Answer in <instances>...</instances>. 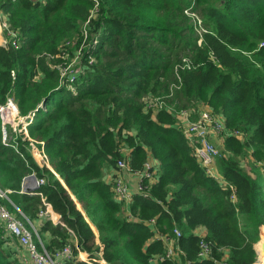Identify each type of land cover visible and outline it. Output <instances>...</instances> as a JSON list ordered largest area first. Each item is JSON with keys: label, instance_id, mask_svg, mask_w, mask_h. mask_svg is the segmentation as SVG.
<instances>
[{"label": "trees", "instance_id": "1", "mask_svg": "<svg viewBox=\"0 0 264 264\" xmlns=\"http://www.w3.org/2000/svg\"><path fill=\"white\" fill-rule=\"evenodd\" d=\"M0 12L15 34L0 45V105L13 97L52 167L37 163L22 133L10 130L16 148L4 144L0 119V189L23 219L37 221L48 204L60 215L64 225L44 219L38 228L51 256L71 246L65 264L257 262L264 0H0ZM201 105L224 119L225 185L205 172L180 125ZM151 159L156 180L142 178L130 203L117 200L107 173L120 160L142 172ZM30 174L45 184L22 191ZM176 227L183 253L154 262ZM6 242L0 230V264H20Z\"/></svg>", "mask_w": 264, "mask_h": 264}, {"label": "built area", "instance_id": "2", "mask_svg": "<svg viewBox=\"0 0 264 264\" xmlns=\"http://www.w3.org/2000/svg\"><path fill=\"white\" fill-rule=\"evenodd\" d=\"M186 12L189 15H192L195 20L198 21L200 26L198 31H201V18L198 15L190 12V10H187ZM4 26L6 28V24H4ZM9 35L11 37L15 36L14 33H9ZM9 108L17 111L19 117L17 105L12 97H9L5 104L0 105L3 143L16 148L14 144H11L12 142L10 137L9 140L7 139L6 130L3 125L2 117ZM182 114H188V112H183ZM19 118L20 119L18 120V123L12 130L16 133H22L24 135V139L28 138L30 140L29 151L32 153L34 159L41 167L47 166L51 169L52 167L49 163L46 151L43 147H39L38 142L34 141L29 135V122H25V119H22L21 117ZM224 128L225 123L223 117L214 115L212 112L208 111L203 112L199 116L198 120L189 121L183 130L190 145L194 148L195 156L197 157L200 165L205 169V172L225 185L226 181L217 168V157L219 155V150L210 139L211 134H218L223 131ZM153 167H155V163L151 159L145 164V169L142 172L135 173V175L138 177V184L136 190L132 191L126 180V173H130L128 162L125 160H120L117 163V169L114 172L115 175L111 178L115 198L127 204L130 203L134 194L141 192L140 182L142 178H147L150 182H154L156 180L155 171L152 170ZM43 184H45L44 179H38L35 174H30L23 181L22 191H33L38 189ZM5 200L13 204L12 201L0 189V230H2L4 233L5 239L7 241L6 243L14 247L20 264H65L73 261L74 255L72 253L73 251L71 246H68L63 252L56 255L55 257L51 256V254H49L44 248L41 234L39 233V230L35 226L34 222L23 219L17 214L13 213L5 203ZM49 208L52 209V207L48 204L47 208L40 212L39 219L37 220L39 223H42L44 219L48 218L47 216L49 215ZM58 224L64 225L60 219H58L56 225ZM149 224L152 225L153 221ZM174 233L175 236L171 238L166 236L161 237V239L166 243V251L164 255L156 256L153 259L154 262L163 261L165 257L174 259L183 253L180 247L177 246V241L182 236V233L177 227L174 229ZM210 252L211 249L208 243L202 241L200 243L199 258H209ZM83 260L89 262L88 258Z\"/></svg>", "mask_w": 264, "mask_h": 264}, {"label": "rangeland", "instance_id": "3", "mask_svg": "<svg viewBox=\"0 0 264 264\" xmlns=\"http://www.w3.org/2000/svg\"><path fill=\"white\" fill-rule=\"evenodd\" d=\"M5 22H6V19H5L4 14L2 12H0V40H2V43H0V45H6L8 43V41L10 40V38H12L9 34L6 33V28L4 26ZM158 104L159 103L156 102V103L150 104V106L153 108H156ZM188 114H189V119H190V113L188 112ZM19 117H18L17 111H15L12 108L7 109L6 112L4 113L3 117H2L3 118V125L5 127L8 140L10 137V129H13L15 127V125L18 123V120L20 119ZM198 119H199V117H198ZM179 121H180V125L183 128L189 122V121L188 122H186V121L182 122L180 119H179ZM191 121H196V120H191ZM218 136H219V133L218 134L213 133L210 135V139L213 142V144L217 147V149L219 150V153H220L221 152V145H220V143L217 142ZM244 165H245V167H248V163L246 160H244ZM260 241H264V227L261 228L260 240L255 244L257 252H258V259H257L256 264H261V263L263 264L264 263V262H262V260H264V256H263L264 253L262 252L261 247H257V244Z\"/></svg>", "mask_w": 264, "mask_h": 264}, {"label": "crops", "instance_id": "4", "mask_svg": "<svg viewBox=\"0 0 264 264\" xmlns=\"http://www.w3.org/2000/svg\"><path fill=\"white\" fill-rule=\"evenodd\" d=\"M0 43H2V40H0ZM210 110V108L208 106H205V105H201L200 108H199V116L203 113V112H208ZM179 119L184 122H188L190 119H189V114H181L179 116ZM191 121V120H190ZM217 142L220 143L221 145V142H222V139L220 138V136L217 137ZM52 169V168H51ZM112 178V171H109L107 173V175L105 176V179L107 181H110ZM126 180L128 182V184L130 185L132 191H135L136 190V187H137V184H138V177L135 175V174H132V173H126ZM48 218L46 219H50L54 225H56L58 219H60V215L55 213L53 209L49 208V215L47 216ZM44 221V220H43ZM34 224L37 228H39L41 226L42 223H39V221H34ZM95 232L97 233V231L95 230ZM200 233H204V230L200 229L199 230ZM76 243V242H75ZM256 248V246H255ZM262 250V249H261ZM80 258L83 260L85 259L86 257L79 255ZM264 256V255H263ZM262 262H264V260H262ZM103 264V262H102ZM262 264V263H261ZM264 264V263H263Z\"/></svg>", "mask_w": 264, "mask_h": 264}, {"label": "water", "instance_id": "5", "mask_svg": "<svg viewBox=\"0 0 264 264\" xmlns=\"http://www.w3.org/2000/svg\"><path fill=\"white\" fill-rule=\"evenodd\" d=\"M26 121H28V118L25 119V122H26ZM261 249H262V252H264V243L262 244Z\"/></svg>", "mask_w": 264, "mask_h": 264}, {"label": "bare ground", "instance_id": "6", "mask_svg": "<svg viewBox=\"0 0 264 264\" xmlns=\"http://www.w3.org/2000/svg\"><path fill=\"white\" fill-rule=\"evenodd\" d=\"M264 253V252H263Z\"/></svg>", "mask_w": 264, "mask_h": 264}]
</instances>
